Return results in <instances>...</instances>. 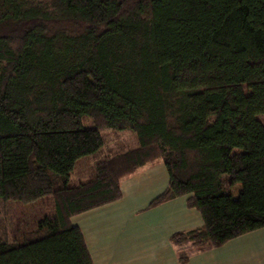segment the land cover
<instances>
[{
	"label": "trees",
	"instance_id": "obj_1",
	"mask_svg": "<svg viewBox=\"0 0 264 264\" xmlns=\"http://www.w3.org/2000/svg\"><path fill=\"white\" fill-rule=\"evenodd\" d=\"M260 113L264 0H0V198L52 199L35 229L0 238V264H93L71 218L156 162L168 184L149 207L186 196L202 219L171 235L180 263L263 228Z\"/></svg>",
	"mask_w": 264,
	"mask_h": 264
},
{
	"label": "crops",
	"instance_id": "obj_2",
	"mask_svg": "<svg viewBox=\"0 0 264 264\" xmlns=\"http://www.w3.org/2000/svg\"><path fill=\"white\" fill-rule=\"evenodd\" d=\"M167 184L162 162L145 165L121 180L119 200L71 218L83 234L93 264H264V227L200 250L180 263L171 235L200 227L202 219L187 206L186 196L149 207ZM108 210L120 211L116 218L105 219L110 213L100 219L94 215Z\"/></svg>",
	"mask_w": 264,
	"mask_h": 264
},
{
	"label": "rangeland",
	"instance_id": "obj_3",
	"mask_svg": "<svg viewBox=\"0 0 264 264\" xmlns=\"http://www.w3.org/2000/svg\"><path fill=\"white\" fill-rule=\"evenodd\" d=\"M257 119L264 124V113L256 115ZM86 118V117H85ZM85 118V123L88 122ZM89 123V122H88ZM123 138L114 143L113 141L104 144L99 151L94 154L85 155L78 158L75 161L74 168L70 174L68 184L70 186L77 185L80 182L90 180L95 175V163L105 154L108 153L110 147H119L120 145H125L124 143L130 144L132 142L131 135L129 133H123ZM105 138V135L103 134ZM109 138V137H107ZM239 149H234V152H238ZM238 185L240 187V175L235 178L230 183L229 189L233 195L239 192L237 189ZM52 206V199L50 196H44L31 202L23 203L14 200H3L0 198V238L6 239L8 241L13 240V237L18 236L19 231L23 228L32 230L35 229L36 222L44 216L46 212ZM120 210H108L102 213H95L96 218L100 219L105 216V213H110L111 217H105V219L116 218ZM104 213V214H103Z\"/></svg>",
	"mask_w": 264,
	"mask_h": 264
}]
</instances>
